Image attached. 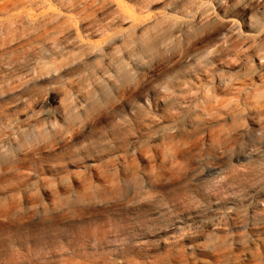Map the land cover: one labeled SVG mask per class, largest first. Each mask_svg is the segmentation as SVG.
Segmentation results:
<instances>
[{"label": "rangeland", "instance_id": "rangeland-1", "mask_svg": "<svg viewBox=\"0 0 264 264\" xmlns=\"http://www.w3.org/2000/svg\"><path fill=\"white\" fill-rule=\"evenodd\" d=\"M0 264H264V0H0Z\"/></svg>", "mask_w": 264, "mask_h": 264}]
</instances>
